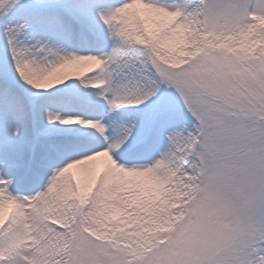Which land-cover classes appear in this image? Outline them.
<instances>
[{
  "label": "snow or ice",
  "instance_id": "snow-or-ice-1",
  "mask_svg": "<svg viewBox=\"0 0 264 264\" xmlns=\"http://www.w3.org/2000/svg\"><path fill=\"white\" fill-rule=\"evenodd\" d=\"M0 264H264V0H0Z\"/></svg>",
  "mask_w": 264,
  "mask_h": 264
},
{
  "label": "bare ground",
  "instance_id": "bare-ground-1",
  "mask_svg": "<svg viewBox=\"0 0 264 264\" xmlns=\"http://www.w3.org/2000/svg\"><path fill=\"white\" fill-rule=\"evenodd\" d=\"M83 167H84L85 169H90V168L93 167V165L89 164V165H85V166H83ZM77 174H78V176L81 175L82 178H84V177H85V179L87 178V176H86L85 174L81 173V172H78Z\"/></svg>",
  "mask_w": 264,
  "mask_h": 264
},
{
  "label": "rangeland",
  "instance_id": "rangeland-1",
  "mask_svg": "<svg viewBox=\"0 0 264 264\" xmlns=\"http://www.w3.org/2000/svg\"><path fill=\"white\" fill-rule=\"evenodd\" d=\"M80 178H81V182H82V183H86V182H87V178H86V179H85V177L82 178L81 175H80Z\"/></svg>",
  "mask_w": 264,
  "mask_h": 264
}]
</instances>
